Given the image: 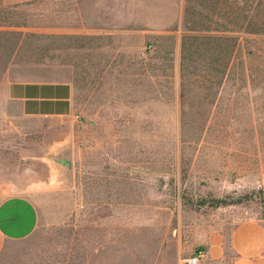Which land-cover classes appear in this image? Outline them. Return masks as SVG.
Listing matches in <instances>:
<instances>
[{"label": "rangeland", "instance_id": "374dc122", "mask_svg": "<svg viewBox=\"0 0 264 264\" xmlns=\"http://www.w3.org/2000/svg\"><path fill=\"white\" fill-rule=\"evenodd\" d=\"M260 22L264 0H0V199L38 190L31 171L46 180L31 142L69 135L77 203L60 224L44 212L0 264H86L93 239L157 264L264 226V34L248 29ZM38 79L71 81L69 116L10 112L7 83Z\"/></svg>", "mask_w": 264, "mask_h": 264}, {"label": "crops", "instance_id": "0c3cea01", "mask_svg": "<svg viewBox=\"0 0 264 264\" xmlns=\"http://www.w3.org/2000/svg\"><path fill=\"white\" fill-rule=\"evenodd\" d=\"M73 93V85L68 79L21 80L7 83L5 101L10 112L18 113L22 117L64 119L73 111ZM47 144L43 143L42 139L34 146L31 142L30 157L36 161L38 159L36 156L40 154L36 151L38 148L40 150L45 148ZM43 167L48 169L46 164ZM30 174H32L31 180L29 179L31 184L42 182L39 177L32 178L41 174L38 169L31 171ZM36 187L38 190L31 191L20 188L0 199V251L7 242L31 235L46 211H48L46 217L54 220V224L63 223L73 215L77 203L72 202L73 196L68 190L69 187ZM44 195L50 198H61L66 195L67 201L59 200L50 205L37 200ZM110 243L96 239L88 241L89 253L85 259L86 264H122L120 258L123 256L126 257L125 264L128 263L127 251L122 250V247L125 249L127 241H116V247H119L118 254H107L110 253ZM199 244L208 251V257L202 264H264V226L255 220L243 221L227 234L223 232L210 234L204 240H200ZM101 248L106 249V252L104 253ZM186 255L187 253L183 251H179L176 255L172 250L167 260L158 258L157 264H184ZM81 258L84 262V257Z\"/></svg>", "mask_w": 264, "mask_h": 264}, {"label": "water", "instance_id": "95a60500", "mask_svg": "<svg viewBox=\"0 0 264 264\" xmlns=\"http://www.w3.org/2000/svg\"><path fill=\"white\" fill-rule=\"evenodd\" d=\"M38 159L47 165L46 180L37 182V186L49 188L70 187L73 182L72 141L69 135L54 139L41 148Z\"/></svg>", "mask_w": 264, "mask_h": 264}, {"label": "built area", "instance_id": "2783aa9c", "mask_svg": "<svg viewBox=\"0 0 264 264\" xmlns=\"http://www.w3.org/2000/svg\"><path fill=\"white\" fill-rule=\"evenodd\" d=\"M208 257V251L204 247L196 248L192 254L184 258L186 264H202Z\"/></svg>", "mask_w": 264, "mask_h": 264}, {"label": "trees", "instance_id": "16d2710c", "mask_svg": "<svg viewBox=\"0 0 264 264\" xmlns=\"http://www.w3.org/2000/svg\"><path fill=\"white\" fill-rule=\"evenodd\" d=\"M248 29L251 32L264 34V23L263 22L255 23L253 26H250Z\"/></svg>", "mask_w": 264, "mask_h": 264}]
</instances>
